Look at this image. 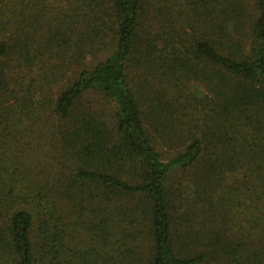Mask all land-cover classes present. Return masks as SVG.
<instances>
[{"label": "trees", "instance_id": "16d2710c", "mask_svg": "<svg viewBox=\"0 0 264 264\" xmlns=\"http://www.w3.org/2000/svg\"><path fill=\"white\" fill-rule=\"evenodd\" d=\"M0 264H264V0H0Z\"/></svg>", "mask_w": 264, "mask_h": 264}]
</instances>
